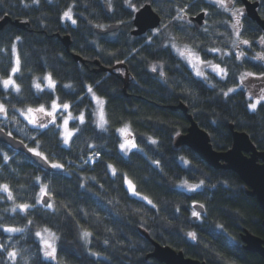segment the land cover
<instances>
[{
  "label": "trees",
  "instance_id": "16d2710c",
  "mask_svg": "<svg viewBox=\"0 0 264 264\" xmlns=\"http://www.w3.org/2000/svg\"><path fill=\"white\" fill-rule=\"evenodd\" d=\"M250 1L259 2V14L264 19V0ZM132 3L138 10L152 5L162 17L160 28L165 35L153 36L155 31H151L142 37L132 36L136 11L125 0H40L39 5L32 0H0V20L8 16L26 24L25 29L8 24L0 31V76H6L14 64L11 45L16 44L23 72L17 83L27 104L50 107L52 99L58 97L59 102L71 105L73 117L80 113L85 117L83 125L79 120L70 123L75 134L66 147L57 135L59 129L52 125L46 135H38L15 111L26 105L17 102L15 92L5 94L0 86V101L8 107L7 119L0 116V128L28 148H37L50 164L64 165L61 170H42L24 154L0 143V185H9L15 197L14 203L0 192V224L25 229L16 234L0 229V244L18 253L17 264H161L148 257L154 250L152 241L207 264H264L259 254L244 249L240 237L248 231L264 240V215L256 198L250 196V189L236 173L214 170L188 147H176L177 138L186 134L190 125L181 110L172 109L184 104L218 152L232 148V126L235 131L246 133L264 153V108L258 105L253 112L247 107L252 100L240 81L244 72L264 74V65L254 59L262 51L257 44L262 36L260 27L244 16L240 39L249 40L251 47L236 50L232 49L234 35L229 15L209 0ZM105 4L110 5V13ZM237 5L243 7L239 0ZM70 7L76 25L62 19ZM184 7L188 8L185 20L204 11L209 13L201 30L192 23L173 19L176 9ZM118 24L121 28L113 34L96 33V29ZM66 35L71 38L69 50L63 43ZM172 35L179 44L199 45L197 51L202 59L227 69L226 80H221L211 67L205 71L207 80L197 77L174 51L162 47ZM16 36L21 40L16 41ZM150 36L151 44L147 43ZM210 47L221 49V53L208 52ZM241 50L246 60L226 56L221 61L222 52L235 54ZM97 62L105 69H114V73L99 71ZM118 65L122 67L116 69ZM153 66L157 67L156 72L151 70ZM126 68L129 84L125 91L122 78ZM48 74L56 82L51 96L47 81L41 83L44 92L34 87ZM88 85L106 101V131L97 127L96 115H89L96 112V104L87 92ZM229 88L236 91L225 98L223 92ZM63 117L57 123H62ZM125 125H129L131 138L137 144L127 155L120 149L123 137L118 131ZM34 136L38 144L31 139ZM149 137L158 143L151 144ZM90 157L94 158L93 164L88 163ZM181 157L190 163L185 164ZM157 160L159 166L154 163ZM108 164L117 170L116 175L107 168ZM124 174L137 191L157 204L159 211L129 192ZM184 180L193 184L204 180L205 184L196 192H189L179 186ZM43 185H47L53 208L35 204L27 214L11 211L15 204H34L42 195ZM196 204L205 206V213L199 214L197 220L192 215ZM29 220L33 222L30 225ZM44 228L58 237L57 260L43 256L42 241L35 233H43ZM83 230L93 234L90 243L85 242ZM189 232L195 233L196 238L189 237ZM0 264H11L6 252H0Z\"/></svg>",
  "mask_w": 264,
  "mask_h": 264
},
{
  "label": "snow or ice",
  "instance_id": "6c2138e0",
  "mask_svg": "<svg viewBox=\"0 0 264 264\" xmlns=\"http://www.w3.org/2000/svg\"><path fill=\"white\" fill-rule=\"evenodd\" d=\"M210 4L215 6L218 10L227 13L233 23H231L230 27L233 30L232 34L235 35L236 40L232 41V49H237L241 44L251 47V42L247 39H240L241 37V17L243 16V9L237 7L238 0H209ZM32 3L35 5H39L40 0H32ZM125 3L128 7L132 8L133 11H137L138 9L135 7V5L132 3V0H125ZM110 6V5H109ZM25 7H28L27 4H25ZM177 15L173 18L178 21H184L187 24H191V20H185V16L188 13V8H177L176 9ZM204 15L207 16L209 13L207 11H204ZM62 19L70 21L73 25L77 24V20L73 18L72 14V8H68V10L64 11ZM225 24L228 23L227 20L224 21ZM98 27H103L98 25ZM155 27V25H153ZM163 28H167V25H164ZM180 31H183V28L180 29ZM204 32H208V28H204ZM153 36L156 35H165V33L162 31L161 28H156L155 32L152 33ZM16 41H20L21 37L16 36ZM177 37L172 35L168 36V42L163 43L162 47L165 49H168L169 51H175L178 56L183 59L193 70L197 77L207 80V76L205 75L204 71L201 69L200 65H206L207 67H211L213 72H215L221 80H226L228 77V71L226 68L220 67V64H213L211 60H204L199 55L197 49L199 48V45L190 46L188 44H184L183 47L179 46L177 44ZM147 43H152V37L150 36L148 38ZM259 43L262 47H264V36H261L259 39ZM194 44V42H193ZM208 52L212 53H221V49L210 47L207 49ZM11 52L15 56L14 64L10 67V69L7 72L6 76H0V86H2L3 91L5 94H10L11 92H15L17 94V102L23 105H26L23 108H17L15 111L19 112L21 116L24 117V119L28 122L29 125H31L34 129L37 130L38 135H46L47 131H50L49 125H52L55 128L61 129L57 135H60L63 140L64 145H68L70 142L71 137L75 134L72 130H69V121L70 120H79L80 124L85 123V117L83 113H80L79 116L73 117L72 113L69 111L71 105L67 102H59V98L52 99L50 107H46L45 104L40 103L38 106L33 107L31 105H28L27 102L22 98V89L20 85L17 83L18 79H21L23 76L22 72V66H21V59L20 55L17 52V46L16 44L11 45ZM226 56H233L236 60H246L247 57L245 55L244 51H238L235 52V54L232 51H224L221 54V61H223V57ZM254 59L259 61H264V53H257ZM153 72L157 71V67L153 66L151 69ZM161 76H164V72H160ZM248 77H255L256 79L264 80V74H261L260 76H256L255 73L252 72H244L240 76L241 85L243 84V81ZM44 81H47V89L48 94L51 96V93L55 90L56 82L53 80L51 74L46 75L43 80H41L40 83H35L34 87L38 90V92H44L45 88L41 87V83ZM211 87H215V85H210ZM65 87H71L70 85H65ZM235 88H229L228 91L223 92V96L227 98L229 96V93L235 92ZM87 92L91 95L92 101H95L96 104V112L90 113L89 115H96L97 121V127L101 130H107L106 124L108 121L105 118V104L106 101L99 96L95 94L93 91V88L91 85L87 86ZM262 94L258 99H256L255 103H250L247 105V107L255 112L257 110V106L260 105L261 108H264V89H261ZM251 99V97H249ZM61 111L67 112L68 115L66 117L62 118V123H57V114ZM0 115H3L5 119H7L8 116V107L6 102L0 101ZM47 118V119H46ZM77 131H80V129H77ZM118 131L124 135L127 134L128 137H131V132L129 130V125H125L124 128L118 129ZM11 135V133H9ZM179 135V133H177ZM33 141H35L38 144V139L36 136L31 137ZM149 142L153 145H156L158 142L157 140L149 137ZM137 144L135 143L134 139L129 138L126 139L123 143L120 144L121 151H124L125 154L127 151H131L132 149H136ZM28 151L31 152L34 156L38 157L39 159L43 160L45 163H49L48 157L44 156L41 151L37 150L35 147H29ZM98 156V154H95ZM7 159V157H5ZM181 160L184 161L185 164H189L190 162L187 160H184L183 157H181ZM87 163V161H85ZM154 163L159 166L160 161H154ZM50 167L52 169L61 170L63 169L64 165L60 163H51ZM107 168L111 170L113 175H116L117 170L111 165L108 164ZM39 177L36 178L37 182H39ZM123 179L125 180L129 191L131 194L135 197H138L140 200L145 201L148 205L151 206L152 209H156L159 211L157 204L153 202L152 199H150L147 196L142 195L139 191L136 190V187L132 180L127 178V175L124 174ZM205 184L204 180H200L199 183L193 184L189 183L187 180L182 181V183L179 185L180 187L186 188L189 192H196L199 188H201ZM83 187V185H81ZM212 187H215V185H212ZM0 192L6 194V198L8 200H13L15 203V197L13 192L10 190L9 185L3 184L0 185ZM41 197L37 198L34 201V204H28V203H20L15 204V206L11 209L13 213H16L17 210L23 213H28V210L35 206V204H42L46 206L47 208L51 209L53 208L52 203H49L47 199H44V197L48 196L47 192V185H43L40 188ZM200 208H204L205 206L203 204L199 205ZM180 209L177 208L176 211H179ZM71 215V213H69ZM192 215L196 217L197 219L200 218L199 214L195 211H193ZM33 222L31 220L28 221V224H32ZM0 229L3 230L5 233L9 234H16V233H23L25 231L24 228L19 227H13V226H5L3 224H0ZM44 232H49L50 237L54 241L55 239H58V237L55 236V233H51L49 229L44 228ZM37 237H39L43 244V256L45 259H51V260H57V250L55 247V244L53 242H49V239L43 237L41 235L40 231H37L35 233ZM93 234L89 232L88 230H83L82 236L86 243H90L89 237H91ZM192 239L196 238V234L189 232L187 234ZM105 244L108 243L107 240L104 241ZM0 252H6L9 260L11 261V264H17V257L18 253L15 250L9 251L3 244H0ZM94 256H98V253H91ZM59 264V261H58Z\"/></svg>",
  "mask_w": 264,
  "mask_h": 264
},
{
  "label": "water",
  "instance_id": "95a60500",
  "mask_svg": "<svg viewBox=\"0 0 264 264\" xmlns=\"http://www.w3.org/2000/svg\"><path fill=\"white\" fill-rule=\"evenodd\" d=\"M244 6L246 16L256 23L263 32L264 36V19L259 14V2H252L250 0H239ZM107 13H110L109 4H105ZM196 30H201L206 23V16L204 12L190 18ZM8 24H12L20 29H25L26 24L21 23L19 20L13 21L10 17L6 16L0 20V31H2ZM155 25V27H153ZM162 17L158 14L152 5L146 4L141 7L134 15L133 26L131 31L132 36L142 37L148 32L156 30L161 27ZM121 25H111L105 29H96L98 35L106 36L113 34L120 30ZM63 43L67 50L71 45V38L69 35L63 37ZM75 60L82 62L79 56H74ZM99 71L105 73H114V69H105L97 62ZM121 65L115 68H121ZM122 80L125 84V91L129 84V72L126 68L125 76ZM181 110L189 122L187 133L177 138L176 147L186 146L193 151L201 161L206 163L214 170H228L236 173L240 180L250 189L249 194L255 197L260 209L264 215V153L260 152L251 141L250 137L244 133L235 131L234 127H230L233 134V146L229 151L218 152L214 150L209 134L201 128L193 117L188 113V109L184 104L172 108ZM0 143L5 144L14 151L24 154L27 158L33 161L42 170L51 172L54 169L50 167V162L45 163L43 160L34 156L28 151V147L21 140L16 139L13 135H9L6 131L0 128ZM50 203L48 196L44 197ZM196 204L194 209L199 214H204V208ZM197 220V218H195ZM264 226V222H263ZM244 249L248 252L259 254L264 259V240L248 231L243 232L241 235ZM154 250L148 256L156 259L161 264H207L200 260H196L186 255L182 251L167 246H162L159 243L152 241Z\"/></svg>",
  "mask_w": 264,
  "mask_h": 264
},
{
  "label": "rangeland",
  "instance_id": "374dc122",
  "mask_svg": "<svg viewBox=\"0 0 264 264\" xmlns=\"http://www.w3.org/2000/svg\"><path fill=\"white\" fill-rule=\"evenodd\" d=\"M237 7H239V8H242L243 9V16L241 17V21H242V19L244 18V16H246V13H245V10H244V7H242V6H238V5H236ZM234 21H232L231 20V23H233ZM234 40H236V37H235V35H234ZM179 46H181V47H183V44H179V43H177ZM257 44H258V46H259V48L262 50V51H260L259 53H263L264 52V47H262L261 45H260V43H259V40H258V42H257ZM240 47H244V48H247V46L245 47V45H243V44H241L240 46H239V48ZM239 48H237V49H239ZM236 49V50H237ZM251 49V48H250ZM175 52V51H174ZM238 52V51H237ZM176 53V52H175ZM177 54V53H176ZM178 55V54H177ZM183 60V59H182ZM184 61V60H183ZM185 62V61H184ZM186 63V62H185ZM260 63H262L263 65H264V61H260ZM187 64V63H186ZM188 65V64H187ZM189 66V65H188ZM190 67V66H189ZM200 67H201V69L204 71V73H205V71L207 70V69H210V67H207L206 65H200ZM190 69H192L191 67H190ZM193 70V69H192ZM193 72H194V70H193ZM195 74V73H194ZM242 86H243V88L247 91V93H248V96L249 97H251V99L250 100H252V103H255V101H256V99H258L259 97H260V95L262 94V92H261V89H264V80H260V79H256L255 77H248V78H246L244 81H243V84H242ZM64 112L63 111H61L60 113H58L57 114V119H59V117H63L64 115H62ZM67 113V112H66ZM67 115H68V113H67ZM66 115V116H67ZM0 116H2V115H0ZM66 116H64V117H66ZM98 118V117H97ZM47 119V118H46ZM72 121H75V120H70L69 121V125H68V127H69V130H72L71 129V127H70V123L72 122ZM61 131V129H59V132ZM73 131V130H72ZM74 132V131H73ZM75 133V132H74ZM73 137V136H72ZM72 137H71V139H72ZM122 137H123V142L126 140V139H129V138H131V137H128L127 136V134H124V135H122ZM62 138V137H61ZM71 139H70V142H69V144L68 145H65L66 147L67 146H70V144H71ZM132 150H135V149H132ZM131 150V151H132ZM123 152V154H125V152L124 151H122ZM129 152L130 151H127V153L125 154V155H127V154H129ZM129 179V178H128ZM126 187H127V189H128V186H127V184H126ZM129 190V189H128ZM130 192V191H129ZM131 193V192H130ZM41 235L43 236V237H45V238H47V239H49V242H53L54 244H56V239L53 241L52 240V238L50 237V234L48 233V232H43V233H41ZM41 240V239H40Z\"/></svg>",
  "mask_w": 264,
  "mask_h": 264
},
{
  "label": "built area",
  "instance_id": "2783aa9c",
  "mask_svg": "<svg viewBox=\"0 0 264 264\" xmlns=\"http://www.w3.org/2000/svg\"><path fill=\"white\" fill-rule=\"evenodd\" d=\"M92 162H93V159L89 158L88 163H92Z\"/></svg>",
  "mask_w": 264,
  "mask_h": 264
},
{
  "label": "flooded vegetation",
  "instance_id": "af4514ba",
  "mask_svg": "<svg viewBox=\"0 0 264 264\" xmlns=\"http://www.w3.org/2000/svg\"><path fill=\"white\" fill-rule=\"evenodd\" d=\"M118 74H119V76H120V75H122L123 73H122V72H119ZM122 76H123V75H122Z\"/></svg>",
  "mask_w": 264,
  "mask_h": 264
}]
</instances>
